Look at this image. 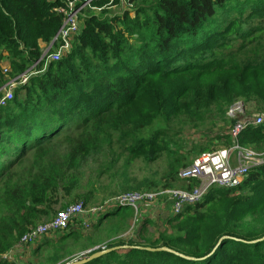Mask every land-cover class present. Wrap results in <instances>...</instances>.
I'll return each mask as SVG.
<instances>
[{
	"label": "trees",
	"instance_id": "obj_1",
	"mask_svg": "<svg viewBox=\"0 0 264 264\" xmlns=\"http://www.w3.org/2000/svg\"><path fill=\"white\" fill-rule=\"evenodd\" d=\"M129 1L132 10L116 16L107 15L108 7L122 0L92 1L102 12H84L69 51L48 62L55 44L36 65L38 73L0 106V264H19L18 256H1L53 219L55 205L90 208L92 193L60 202L78 186L89 159L104 158L103 171L117 173L114 157L125 154L121 172L129 183L126 169L134 160L153 164L165 155L168 166L159 178L133 188L122 184V191L191 190L199 181L188 184L179 171L202 153L233 146L239 119L228 117L229 109L243 102L264 113V0ZM65 2L0 0V88L42 58L62 26L55 9ZM218 116L222 133L186 150L182 129H200ZM237 144L263 153L264 123L243 130ZM156 203L155 212L140 207L139 216L120 206L85 216L88 230L76 219L23 254L39 253L38 264H63L69 239L88 243L86 249L100 243L101 230L106 249L119 248L87 264H264V164L239 186L213 187L179 214L167 196ZM135 218L132 235L120 238ZM162 247L191 259L142 249Z\"/></svg>",
	"mask_w": 264,
	"mask_h": 264
},
{
	"label": "built area",
	"instance_id": "obj_2",
	"mask_svg": "<svg viewBox=\"0 0 264 264\" xmlns=\"http://www.w3.org/2000/svg\"><path fill=\"white\" fill-rule=\"evenodd\" d=\"M94 0H66L65 5L59 6L55 11L63 17L62 26L45 50L42 58L27 72L10 79L5 86L0 89V106L6 105L7 102L13 100L14 91L19 86L25 85L32 75H36L34 69L36 65L49 54L55 44H59V47L54 53L47 56V61H56L61 58L63 53H66L70 49V40L79 31L81 17L84 16V12L87 9H92L98 14L102 12L103 8L92 7L91 3ZM113 1V0H111ZM115 6H109L108 9H112ZM121 13L125 11H131L133 4L129 0H122ZM120 13V14H121ZM109 15V14H107ZM3 74L8 77L9 69L3 68ZM242 102H237L230 114L237 115L244 111ZM255 118L239 119L233 126L231 135L233 138V146L229 149H221L216 152H207L200 154L194 162L179 171V178L188 180V184L192 180H198L199 185L191 190L173 189L162 190L159 193H139L131 192L121 194L113 199H108L106 202L90 207L86 210L83 202H78L69 205L63 210L57 212L52 220L43 222L37 225L35 228L30 229L25 233L17 245L11 249L10 252L3 254L1 257L4 260H13L15 253L20 252L24 248L38 241L44 235L51 234L55 231H61L66 229L71 221L80 219L82 226L85 230L90 228L91 221L85 219V216H97L105 209L116 206L131 207L135 210L136 214L139 208L144 202H153L158 196H167L170 199V207L174 214L182 212L183 208L187 205H193L200 202L208 191L213 187L218 188H234L239 186L247 174L258 166L264 164V152L258 153L254 150L243 148L237 144L239 135L249 126H258L264 123V113L254 116ZM236 152V155H234ZM106 245L98 246L87 250L82 254L80 258L87 257L90 254L105 250ZM79 258V259H80Z\"/></svg>",
	"mask_w": 264,
	"mask_h": 264
},
{
	"label": "rangeland",
	"instance_id": "obj_3",
	"mask_svg": "<svg viewBox=\"0 0 264 264\" xmlns=\"http://www.w3.org/2000/svg\"><path fill=\"white\" fill-rule=\"evenodd\" d=\"M121 10H122L121 6H115L110 10L109 15L116 16L121 13ZM92 13L96 15H100L94 10H90L89 12V9L86 10L85 15L91 16ZM1 68L2 69L6 68V64L4 62H2ZM231 109L232 107L229 109L227 116L233 119H243V118H246V116L247 118L252 119V118H255L254 116L260 115L259 113H255L256 110L251 104H248L247 108L245 107V104H244V110H243L244 112L241 114L232 115L230 114ZM173 128L174 130H180V128L177 127L176 125H174ZM221 128H223V123H222V118L220 116H218L214 120H207V124L201 127L200 129H191L188 126H185L182 129L181 135L188 140V143L184 146V148H187L191 142L195 144H200V143H205L209 139L215 140V136L219 133H222ZM186 150H188V148ZM234 155H236V152H234ZM112 157L113 156L111 153L109 155V158L112 159ZM114 159L116 160L115 170L118 171L117 173L103 171L102 166L106 163V160L104 158L100 160H98L97 157H96V160L89 159L88 166H84L80 172L81 173V175L79 176L80 183L78 184V186L72 191V194L62 197L60 199V202L65 203L67 201H70L76 195L92 193V198H91L90 203H88V206L94 207L96 205H100L103 202H106L108 199H113L121 194H124L121 188L122 184L128 185L132 188L136 187L139 184V182L144 179H147V178L152 179L155 177L159 178V176L165 172L168 166V159H167V156L165 155L153 164H146L141 160H134V162H132L129 165V167L126 169V173H127L126 176L129 177L131 181L129 183H125L123 181L124 179H123V174L121 170L123 169L122 165L125 163L127 157L124 154L121 157H114ZM141 206L142 208L146 207L147 212L148 211L155 212L157 210L156 209L157 208L156 199L153 202L151 201L144 202ZM55 210H57L56 211L57 213L58 211L63 210V209H60V204H57L55 205ZM160 214L163 217L167 215V213H160ZM139 215L140 214H138L137 216ZM153 216L157 218L158 213H155V215ZM135 220L136 218L134 220H131L130 229L124 232L123 234H121L120 238L123 237L125 239H128L132 235V232L135 226L134 225ZM81 233L82 235H86L90 232L89 231L85 232L83 229H81ZM99 233L102 236L101 238L98 237L101 240L100 243L87 247L86 249L84 248V244L86 245L88 243L83 242V245H82L79 241L77 243H73L72 241L74 239L73 240L69 239V242L65 246H66V250L70 251V253L67 254V251H64V253L66 254V258L61 263L64 262L63 264H67L68 262L79 259L84 252H86L87 250L91 248L106 245L108 243L106 242L107 233L101 230H99ZM89 235L96 236V234H89ZM88 237L89 236L83 237L84 241L85 239L87 240ZM24 251H25V248L23 249V251L15 253L12 261H14L15 257L18 256L19 264H30V263L38 264L39 260L42 259V256H40L39 253L36 255H33L29 250V251H26L25 254H23Z\"/></svg>",
	"mask_w": 264,
	"mask_h": 264
},
{
	"label": "water",
	"instance_id": "obj_4",
	"mask_svg": "<svg viewBox=\"0 0 264 264\" xmlns=\"http://www.w3.org/2000/svg\"><path fill=\"white\" fill-rule=\"evenodd\" d=\"M242 105H243V108H244V104L242 102ZM126 247V246H125ZM119 247H115V248H112V249H105V250H100V251H96L92 254H90L89 256L87 257H83V258H80V259H77V260H74V261H71V262H68L67 264H87L93 260H96L98 258H101L102 256L118 249ZM142 249H145V250H148V251H159V252H171V253H174L176 255H179L183 258H187V259H191V258H188L186 256H183L182 254L180 253H177L171 249H168L166 247H162V248H158V249H153V248H142Z\"/></svg>",
	"mask_w": 264,
	"mask_h": 264
},
{
	"label": "bare ground",
	"instance_id": "obj_5",
	"mask_svg": "<svg viewBox=\"0 0 264 264\" xmlns=\"http://www.w3.org/2000/svg\"><path fill=\"white\" fill-rule=\"evenodd\" d=\"M57 48V47H56ZM45 51V50H44ZM44 53V52H43ZM246 118H247V116H246ZM244 119V118H243ZM228 149V148H227ZM186 168V167H185ZM194 183V182H193ZM190 188V187H189ZM194 188V187H193ZM181 189V188H180ZM184 211V210H183ZM52 220V219H51ZM35 228V227H34Z\"/></svg>",
	"mask_w": 264,
	"mask_h": 264
},
{
	"label": "clouds",
	"instance_id": "obj_6",
	"mask_svg": "<svg viewBox=\"0 0 264 264\" xmlns=\"http://www.w3.org/2000/svg\"><path fill=\"white\" fill-rule=\"evenodd\" d=\"M1 89V88H0ZM95 217V216H94Z\"/></svg>",
	"mask_w": 264,
	"mask_h": 264
}]
</instances>
